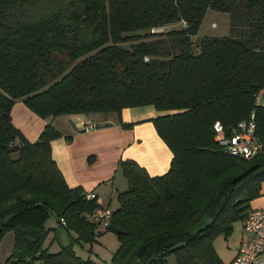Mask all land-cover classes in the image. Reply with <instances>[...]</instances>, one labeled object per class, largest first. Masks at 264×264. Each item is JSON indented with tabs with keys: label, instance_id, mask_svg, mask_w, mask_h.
I'll return each instance as SVG.
<instances>
[{
	"label": "trees",
	"instance_id": "obj_1",
	"mask_svg": "<svg viewBox=\"0 0 264 264\" xmlns=\"http://www.w3.org/2000/svg\"><path fill=\"white\" fill-rule=\"evenodd\" d=\"M209 7L230 13V35L194 41ZM262 89L264 0H0V243L7 230L15 241L0 264H96L74 244L97 239L98 199L65 180L52 155L57 127L36 142L22 134L16 98L46 118L164 110L153 122L173 150L170 170L153 176L122 161L131 185L110 218L120 247L108 264H227L215 237L263 193ZM252 111L263 149L245 159L219 145L214 123L233 128ZM53 214L77 234L55 252Z\"/></svg>",
	"mask_w": 264,
	"mask_h": 264
},
{
	"label": "crops",
	"instance_id": "obj_2",
	"mask_svg": "<svg viewBox=\"0 0 264 264\" xmlns=\"http://www.w3.org/2000/svg\"><path fill=\"white\" fill-rule=\"evenodd\" d=\"M262 91L264 89L260 92ZM163 113L166 112L151 104L128 106L121 111L109 113L98 111L89 114L63 113L71 114L69 117L71 122L67 124L63 122L64 130L57 127L62 136L54 137L51 147L52 155L57 160L67 183L73 187L82 186L88 193L95 192L101 207L116 210L120 204L119 193L131 185L122 164L123 160H135L153 176L170 170L172 158H174L173 150L159 134L153 122L155 116ZM11 115L22 134L33 142L38 140L51 118L34 112L23 98L15 99ZM62 115L58 114L54 118ZM54 118L51 120L54 121ZM90 123H95V126L88 129ZM113 204L118 207L114 209ZM258 206L264 207V203ZM89 218L93 220L92 214ZM49 226L58 227L57 230L62 227L58 219L54 225ZM63 227L68 230L70 238L77 237L76 231L69 230L65 224ZM242 232L241 222L238 235L228 237L220 234L214 241L216 250L225 263L232 264L233 257L239 248ZM57 240L58 237L55 241ZM55 241L51 246L52 252L58 251L63 244H57ZM82 244L84 247L87 246V243Z\"/></svg>",
	"mask_w": 264,
	"mask_h": 264
},
{
	"label": "built area",
	"instance_id": "obj_3",
	"mask_svg": "<svg viewBox=\"0 0 264 264\" xmlns=\"http://www.w3.org/2000/svg\"><path fill=\"white\" fill-rule=\"evenodd\" d=\"M164 27H154L153 31H164ZM258 99V97H257ZM259 100V99H258ZM247 120H241L233 128L225 126L223 122L215 121V137L219 145L232 155L251 158L261 153L263 139L257 134V112L252 111ZM95 123H90L93 128ZM89 199L97 198L95 192H86ZM114 210L103 208L99 204L94 210L92 217L96 222L110 220ZM63 224L66 221L62 220ZM242 234L240 236L239 248L233 257L232 264H264V207H252L248 215L242 221Z\"/></svg>",
	"mask_w": 264,
	"mask_h": 264
},
{
	"label": "rangeland",
	"instance_id": "obj_4",
	"mask_svg": "<svg viewBox=\"0 0 264 264\" xmlns=\"http://www.w3.org/2000/svg\"><path fill=\"white\" fill-rule=\"evenodd\" d=\"M202 25L199 27L198 32L193 35L194 41H197L199 39H202L204 35H230V29H231V16L230 13L226 12L225 10L220 9H212V7L208 8V11L205 13ZM183 23L177 22L175 24H171L168 26H164V30L175 28L177 26H181ZM260 102L261 104H264V91L260 92ZM77 113V112H76ZM71 114H63L62 116H57L56 118L51 117L52 120L54 118V121L51 120L50 122L59 129L64 130L65 127H62L63 122L66 124L68 122H71L69 120ZM264 187V186H263ZM264 203V190L263 193L251 201L252 207H260L258 205H263ZM116 206V207H115ZM114 209L118 206L113 204ZM251 207V208H252ZM243 221V220H242ZM241 220L236 222V224L233 227L232 233L230 235H227L228 237L231 235H238V232L241 228ZM57 222V217L55 214L51 215L50 219L47 221V225L53 224ZM110 220H106L104 222L98 223L99 226H97V239L93 241V243L90 242H83L87 243V246L84 247L81 243H75L76 251H78L79 255H83L84 257H90L94 263L96 264H108L113 258V255L115 252H118V249L120 247V240L119 237L116 235V232L113 228L109 227ZM240 222V223H239ZM58 240L55 241V243H63L65 245H68L69 240H71L70 235L68 234V230L65 227H61L58 230ZM218 236L215 237L214 241L216 240ZM2 243H0V259L3 261L7 258V256L10 255V252L13 250L14 246V232L11 230H7L3 237H2ZM172 264H176V260H172Z\"/></svg>",
	"mask_w": 264,
	"mask_h": 264
},
{
	"label": "water",
	"instance_id": "obj_5",
	"mask_svg": "<svg viewBox=\"0 0 264 264\" xmlns=\"http://www.w3.org/2000/svg\"><path fill=\"white\" fill-rule=\"evenodd\" d=\"M135 264H145L141 258H138Z\"/></svg>",
	"mask_w": 264,
	"mask_h": 264
}]
</instances>
